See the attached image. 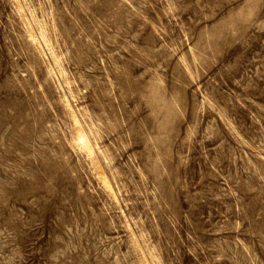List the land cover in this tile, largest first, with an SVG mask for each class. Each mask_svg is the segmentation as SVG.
<instances>
[{
    "label": "rangeland",
    "instance_id": "374dc122",
    "mask_svg": "<svg viewBox=\"0 0 264 264\" xmlns=\"http://www.w3.org/2000/svg\"><path fill=\"white\" fill-rule=\"evenodd\" d=\"M0 264H264V0H0Z\"/></svg>",
    "mask_w": 264,
    "mask_h": 264
},
{
    "label": "bare ground",
    "instance_id": "6f19581e",
    "mask_svg": "<svg viewBox=\"0 0 264 264\" xmlns=\"http://www.w3.org/2000/svg\"><path fill=\"white\" fill-rule=\"evenodd\" d=\"M34 36V35H33ZM34 40H35V38H34ZM68 104V103H67ZM68 109H69V111H70V113H71V110H70V108L68 107ZM73 114V113H72ZM71 115V114H70ZM74 117V116H73ZM73 117H72V119H73ZM74 121V120H73ZM75 122V121H74ZM77 122V121H76ZM78 124L76 123V127H78L77 126ZM75 128V127H74ZM78 128H80V127H78ZM76 129V128H75ZM74 129V130H75ZM77 130V141L76 142H80L85 148H86V150H87V152L89 151V146H88V143H87V140H86V138H85V136L83 135V133H82V131L80 130V129H76ZM76 134V133H75ZM78 144V143H77ZM82 146V148L84 149V147ZM85 151V150H84ZM89 153H90V151H89ZM92 162H93V160H92ZM94 165V164H93ZM100 175V174H99ZM102 178V177H101ZM105 181V180H104ZM104 183V182H103ZM106 186H107V183H104Z\"/></svg>",
    "mask_w": 264,
    "mask_h": 264
}]
</instances>
